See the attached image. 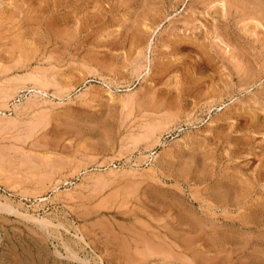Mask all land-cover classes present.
<instances>
[{"label":"rangeland","instance_id":"374dc122","mask_svg":"<svg viewBox=\"0 0 264 264\" xmlns=\"http://www.w3.org/2000/svg\"><path fill=\"white\" fill-rule=\"evenodd\" d=\"M0 203V264H264V0H0Z\"/></svg>","mask_w":264,"mask_h":264},{"label":"bare ground","instance_id":"6f19581e","mask_svg":"<svg viewBox=\"0 0 264 264\" xmlns=\"http://www.w3.org/2000/svg\"><path fill=\"white\" fill-rule=\"evenodd\" d=\"M97 19V18H96ZM32 80V79H31ZM17 87H19V86H17ZM16 87V88H17ZM37 88V87H36ZM201 98V97H200ZM40 121V120H39ZM236 165V164H235ZM139 183V182H138ZM103 184V183H102ZM1 204V203H0ZM169 204V203H168ZM174 207V206H173ZM175 210V209H174ZM180 211V210H179ZM182 214V213H181ZM187 214V213H186ZM27 215V214H26ZM180 216V215H179ZM192 218V217H191ZM195 218V217H194ZM37 221V220H36ZM199 221V220H198ZM39 222V221H38ZM42 222V221H41ZM142 222V221H141ZM197 222V221H196ZM40 223V222H39ZM163 225V224H162ZM194 225V224H193ZM193 225H191V226H193ZM200 225V224H199ZM120 227V226H119ZM192 228V227H191ZM201 229V228H200ZM198 231V230H197ZM201 231V230H200ZM203 231V230H202ZM214 232V231H213ZM135 234V233H134ZM143 234V233H142ZM200 235V234H199ZM198 235V236H199ZM113 237V236H112ZM123 238V237H122ZM200 238V237H199ZM149 240V239H148ZM114 242V241H113ZM126 244V243H125ZM139 244V243H138ZM149 244V243H148ZM123 246H124V243H123ZM125 247V246H124ZM146 248V247H145ZM142 255V254H141ZM28 260V259H27ZM128 260V259H127ZM19 264V263H18Z\"/></svg>","mask_w":264,"mask_h":264}]
</instances>
